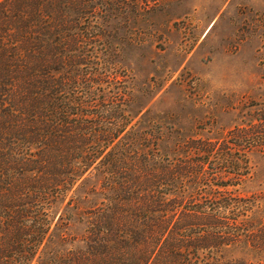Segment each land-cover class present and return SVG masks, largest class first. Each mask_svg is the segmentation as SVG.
I'll list each match as a JSON object with an SVG mask.
<instances>
[{
    "label": "trees",
    "instance_id": "trees-1",
    "mask_svg": "<svg viewBox=\"0 0 264 264\" xmlns=\"http://www.w3.org/2000/svg\"><path fill=\"white\" fill-rule=\"evenodd\" d=\"M159 1L0 0V264H264V106L230 147L146 117L123 55Z\"/></svg>",
    "mask_w": 264,
    "mask_h": 264
},
{
    "label": "rangeland",
    "instance_id": "rangeland-1",
    "mask_svg": "<svg viewBox=\"0 0 264 264\" xmlns=\"http://www.w3.org/2000/svg\"><path fill=\"white\" fill-rule=\"evenodd\" d=\"M143 23L123 55L142 113L186 139L230 147V131L248 128L264 106V0H160ZM249 158L254 167L237 187L245 196L264 190V154Z\"/></svg>",
    "mask_w": 264,
    "mask_h": 264
}]
</instances>
